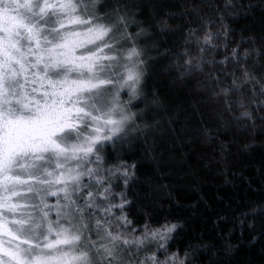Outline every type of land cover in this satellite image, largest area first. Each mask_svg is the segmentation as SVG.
I'll use <instances>...</instances> for the list:
<instances>
[{
    "label": "clouds",
    "instance_id": "1",
    "mask_svg": "<svg viewBox=\"0 0 264 264\" xmlns=\"http://www.w3.org/2000/svg\"><path fill=\"white\" fill-rule=\"evenodd\" d=\"M77 11L88 21L80 31L104 30L85 54L105 58L95 72L49 71L105 83L78 101L91 115L74 113L80 123L54 137L65 151L15 158L12 174L36 179L10 186L18 207L5 214L39 246L0 235V249L19 250L24 264L41 251L75 264H264L250 255H264V159L255 171L247 163L264 152V0H78ZM98 134L91 152H72ZM68 169L79 179L56 183ZM49 222L71 243L43 248ZM0 264L16 261L0 252Z\"/></svg>",
    "mask_w": 264,
    "mask_h": 264
},
{
    "label": "snow or ice",
    "instance_id": "2",
    "mask_svg": "<svg viewBox=\"0 0 264 264\" xmlns=\"http://www.w3.org/2000/svg\"><path fill=\"white\" fill-rule=\"evenodd\" d=\"M37 8L29 14L22 10L0 7V235H6L22 243L39 246L37 242L25 239L11 228L6 210L18 207L16 193L11 190L13 183L33 182L35 177L21 178L11 172L15 158L28 151H47L49 148L65 151L54 137L65 128L76 127L80 121L73 119L74 113L91 115L86 106L78 101L86 93L99 87L105 81L100 79H53L50 69L67 68L69 71L95 72L97 64L104 59L99 50H84L104 35L102 26L93 25L83 31L79 26L86 21L77 11L78 0H16L20 8ZM134 73H130L132 78ZM10 82L15 83L13 88ZM17 103L24 111L12 112L6 106ZM92 119L113 125V133L119 131L120 121L111 116L93 115ZM103 127H97L102 133ZM103 135H95L86 144L72 148L74 154L85 155L93 150ZM79 179L73 169L59 172L56 183L72 182ZM47 215V213H45ZM45 249H56L70 244L73 236L67 230L56 231L49 222ZM3 254L13 257L16 264H24L20 251L0 249ZM76 257L68 253L55 255L41 251L32 264H75Z\"/></svg>",
    "mask_w": 264,
    "mask_h": 264
},
{
    "label": "trees",
    "instance_id": "3",
    "mask_svg": "<svg viewBox=\"0 0 264 264\" xmlns=\"http://www.w3.org/2000/svg\"><path fill=\"white\" fill-rule=\"evenodd\" d=\"M247 159V158H246ZM261 159H264V152H261L259 149L256 150L255 152V155L251 158V159H247V163L249 164L250 166V170L251 171H255L254 168L251 167V165L255 164V163H259V161ZM210 192H215L217 191L216 188H210L209 189ZM219 191L228 199H231V196H232V191L231 189H226V188H220ZM224 203V201H220L219 204L222 206ZM242 252H245L247 250L245 249H241ZM250 255H251V258L254 262H261V261H264V255H261L258 253V250L257 248L254 246L252 249H251V252H250Z\"/></svg>",
    "mask_w": 264,
    "mask_h": 264
}]
</instances>
